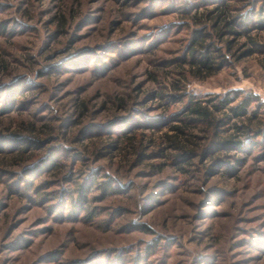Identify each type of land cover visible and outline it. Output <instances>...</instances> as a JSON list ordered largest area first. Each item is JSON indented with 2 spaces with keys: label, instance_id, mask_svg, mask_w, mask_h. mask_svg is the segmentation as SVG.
I'll use <instances>...</instances> for the list:
<instances>
[{
  "label": "rangeland",
  "instance_id": "obj_1",
  "mask_svg": "<svg viewBox=\"0 0 264 264\" xmlns=\"http://www.w3.org/2000/svg\"><path fill=\"white\" fill-rule=\"evenodd\" d=\"M263 124L264 0H0V264H264Z\"/></svg>",
  "mask_w": 264,
  "mask_h": 264
},
{
  "label": "trees",
  "instance_id": "obj_2",
  "mask_svg": "<svg viewBox=\"0 0 264 264\" xmlns=\"http://www.w3.org/2000/svg\"><path fill=\"white\" fill-rule=\"evenodd\" d=\"M231 23L229 21L225 22V25L227 28L229 27ZM221 31L219 32V35H221V33L224 31V29H220ZM236 33H238V31L236 30H232ZM204 37H206V34L202 33L200 36L196 37L194 41H192L191 46L189 51H191L190 53L192 54V64L195 66L196 68V74L197 76H201L202 74L206 75H202V77L205 76H209L211 74H213L215 68H216V57L218 55L214 54V50L212 49V46L208 45V44H204L203 41H205ZM231 41H229L230 43ZM198 44L200 47L203 48V50L200 51L199 56H197L196 52H197V48H195V45ZM221 58L223 60L224 57L222 55H220ZM219 56V57H220ZM209 101H212V99H210ZM232 100H230L227 97H224L222 99H220V101L216 104H214L215 108L217 110H222L223 108H225L226 106H228V104L231 102ZM253 101V99H247L245 98L243 100V102H241L240 104L230 107V110L232 111V113L234 114V116L236 117H241L244 115L248 114V106L250 105V103ZM187 110L192 114L195 115L193 117H183L182 121H184L186 124L189 121H193V120H201V121H206L208 124L210 125H214L215 126V135H218V132L220 131L219 126L222 124H226L229 121H225L224 119H219L216 120L213 115L212 112L209 110V108L206 105H203L201 102L199 101H195L192 99H189L187 106H186ZM260 108V107H259ZM260 109H258L257 111H259ZM253 115L256 116L257 113L256 111L253 112ZM228 120L230 119V116L228 117ZM245 126L243 125H237L238 129H243ZM175 128H179V126H176ZM181 130V129H180ZM183 131V130H181ZM259 133H264V124H263V128H260ZM184 132V131H183ZM13 135V134H12ZM17 135L16 133L13 135L15 136ZM264 135V134H263ZM226 143H235L238 145V143H240V141H235L233 138L230 139H226L222 144H226ZM17 149H19L20 152L25 153L27 150L24 146H18ZM185 152V151H184ZM187 153H191L190 151H187ZM59 163H53V166H58ZM102 186L101 188H103L104 190H107L108 188H110L111 186L106 184V183H101ZM81 190H83L85 187L82 185Z\"/></svg>",
  "mask_w": 264,
  "mask_h": 264
}]
</instances>
